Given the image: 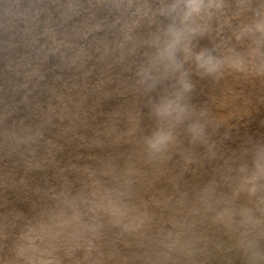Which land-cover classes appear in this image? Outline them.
<instances>
[{"label": "rangeland", "instance_id": "obj_1", "mask_svg": "<svg viewBox=\"0 0 264 264\" xmlns=\"http://www.w3.org/2000/svg\"><path fill=\"white\" fill-rule=\"evenodd\" d=\"M100 2V10L115 6ZM115 2L123 10L106 33L83 41L84 19L78 38L58 39L60 62L49 50L42 69H0V264H264V158L244 146L264 135L263 120L252 132L217 127L233 140L221 147L224 168L181 150L194 107L162 108L174 89L162 73L175 63L155 62L184 34L173 20L186 19V0ZM217 4L204 0L188 17L211 21L203 37ZM156 9L167 18L150 16ZM182 63L173 72L181 84ZM157 134L168 136L159 149L149 144Z\"/></svg>", "mask_w": 264, "mask_h": 264}, {"label": "bare ground", "instance_id": "obj_2", "mask_svg": "<svg viewBox=\"0 0 264 264\" xmlns=\"http://www.w3.org/2000/svg\"><path fill=\"white\" fill-rule=\"evenodd\" d=\"M100 1L103 4L113 1L115 6L110 5L100 10L97 6ZM47 2L44 0L46 8L43 12H34V8L31 10L29 8L30 0H0V69L8 62L16 70L28 69L31 64H34L37 70L42 69L43 57L49 50L58 54L54 61L60 62L65 47L61 48L58 44L59 38L64 36L65 41L78 38L76 31L81 35L82 29H78V26H84L83 22L86 19L90 22V26L86 30L88 36L83 41H93L98 34L108 31L112 12L118 14L124 6L116 5L115 0H75V3L72 0H47ZM81 3L80 9L77 6ZM212 3L218 4L210 9L213 23L209 34L203 37L200 28L204 26V21L210 23L211 21L204 20L202 16L199 25L193 24L196 19H189V15L186 17L190 10L185 4L183 9H186L184 13L186 19L180 20L178 16L173 20L175 27L183 26L184 34L180 39L172 42L171 46L165 45L164 55L161 58L157 57L155 63L163 62L168 57L171 58L168 59L169 62L175 63V65L166 64L172 69L171 71L165 69L162 73L161 81L171 82L172 85L169 87H174L171 91L168 89L166 95L164 94L166 101L161 102L162 108L165 109L167 106L170 114L183 115L188 112L186 108L188 104L194 107L193 111L190 110L189 117L184 116L183 123L186 126L183 135L189 138H184L180 149L184 148L188 154H194L192 158H197L205 168L211 166L218 168L219 165L224 168V161L221 162L219 156L221 147L232 145L233 140L226 138L222 140L223 137L216 134L217 127H228L227 131H233L237 127L240 128L239 130L252 132L257 126V123L253 122L259 119L264 122V55H262L264 34L255 27L258 23L264 22V0H224V2L216 0ZM224 5H229L227 10L231 18L225 19L222 24ZM148 11L150 16L162 17V20L167 18L166 13H163L164 9ZM68 26L72 29H68ZM61 28L65 30H60ZM226 29L230 31L227 33ZM160 33L159 31L155 35ZM74 43H71L75 46L72 50L80 53L83 46ZM158 45L159 43L155 44ZM28 47L29 52H23ZM202 50H208L213 56L224 61L217 72L208 73L209 76L206 77L208 81L202 78L203 69L196 68L197 62L194 58L195 54ZM184 53L187 54L184 56ZM27 56L29 59L25 60L24 57ZM237 57L243 60V64L239 67L236 66ZM182 61L189 63V67L182 71L183 84L173 80L174 70H179V67L184 65ZM153 74L154 72L147 78L150 84H155L158 80V74L156 72L155 76ZM184 83L191 87L185 90ZM195 109L198 111L196 112ZM244 146L250 147L254 155L260 153L264 158V135L247 142ZM231 161L229 159L228 164Z\"/></svg>", "mask_w": 264, "mask_h": 264}, {"label": "clouds", "instance_id": "obj_3", "mask_svg": "<svg viewBox=\"0 0 264 264\" xmlns=\"http://www.w3.org/2000/svg\"><path fill=\"white\" fill-rule=\"evenodd\" d=\"M187 7L189 8V12L186 14L191 15V12H199L201 7L204 5V0H186ZM209 6H211V0H209ZM256 30L264 34V22L258 23L256 26ZM264 55V54H262ZM195 60L197 62V66L202 68L207 73L217 72L220 67L223 65L224 61L216 56H213L211 52L208 50H202L199 53L195 54ZM243 64V60L239 57L236 58V66H240ZM185 90L189 89L191 86L187 83H184ZM165 111H168L167 106H165ZM168 136L157 134L156 137L149 141V144L152 148L159 149L161 145H163Z\"/></svg>", "mask_w": 264, "mask_h": 264}]
</instances>
